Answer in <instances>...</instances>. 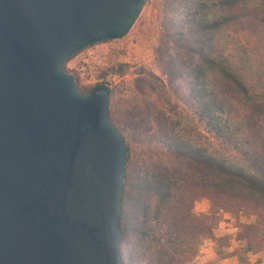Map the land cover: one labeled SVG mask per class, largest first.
<instances>
[{"label":"water","instance_id":"95a60500","mask_svg":"<svg viewBox=\"0 0 264 264\" xmlns=\"http://www.w3.org/2000/svg\"><path fill=\"white\" fill-rule=\"evenodd\" d=\"M147 0H0V264H121L125 139L111 86L64 64L125 37Z\"/></svg>","mask_w":264,"mask_h":264},{"label":"trees","instance_id":"16d2710c","mask_svg":"<svg viewBox=\"0 0 264 264\" xmlns=\"http://www.w3.org/2000/svg\"><path fill=\"white\" fill-rule=\"evenodd\" d=\"M173 1L185 7L173 42L199 115L170 105L142 138L163 143L179 167H125L121 264H192L199 238L212 230L188 196L199 189L212 204L216 196L251 211L256 220L241 223L236 239L247 253L264 249V0ZM127 67L114 71L123 76Z\"/></svg>","mask_w":264,"mask_h":264},{"label":"rangeland","instance_id":"374dc122","mask_svg":"<svg viewBox=\"0 0 264 264\" xmlns=\"http://www.w3.org/2000/svg\"><path fill=\"white\" fill-rule=\"evenodd\" d=\"M185 7L173 0H147L130 32L123 38L90 45L71 57L63 66L71 74L79 91L88 93L100 83L111 86L109 115L125 139L128 148L126 166L140 167L152 163L176 168L181 161L159 141L142 138L156 132L158 117L170 105L187 116L198 118L199 106L192 99L185 76V63L173 42L181 28ZM188 39L194 37L186 32ZM127 64V73L119 76L114 69ZM206 120L198 124L205 130ZM207 191L194 190L193 211L206 215L212 230L198 240L192 264H264V249L246 252L236 237L241 223L256 217L245 206H226L219 197L213 204ZM225 208H222V204Z\"/></svg>","mask_w":264,"mask_h":264}]
</instances>
